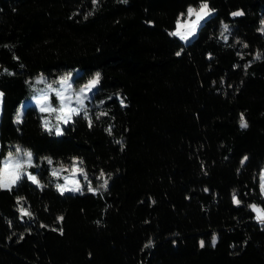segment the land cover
Listing matches in <instances>:
<instances>
[{
	"label": "trees",
	"instance_id": "trees-1",
	"mask_svg": "<svg viewBox=\"0 0 264 264\" xmlns=\"http://www.w3.org/2000/svg\"><path fill=\"white\" fill-rule=\"evenodd\" d=\"M199 2L0 0V161L29 149L46 185L24 176L0 189V264H264V224L248 207L264 209V0H208L194 37L170 36ZM68 72L74 84L100 73L91 127L82 113L49 134L31 103L15 123L35 75ZM73 157L107 189L61 195L48 159Z\"/></svg>",
	"mask_w": 264,
	"mask_h": 264
},
{
	"label": "snow or ice",
	"instance_id": "snow-or-ice-1",
	"mask_svg": "<svg viewBox=\"0 0 264 264\" xmlns=\"http://www.w3.org/2000/svg\"><path fill=\"white\" fill-rule=\"evenodd\" d=\"M127 2V0H124ZM93 5L95 6L97 0H92ZM214 9H211L208 4V0H201L199 7L189 6L187 9V14H181L180 17L177 18L176 21V29L174 31L169 32L170 36L178 37L182 41H189L190 38L194 37L197 31L202 27V24L206 21V19L214 12ZM91 14V13H89ZM233 17L242 16L244 13L242 11H236L231 13ZM261 32H264V21H261ZM223 31L221 32V36L226 40L227 36L224 35L225 32H228V25H222ZM247 47V45H244ZM177 56L181 55V52L178 51L176 53ZM256 59H261V55L257 53ZM7 71V69H5ZM100 73H96L92 79L88 81L84 87L80 88L78 91H72V84L70 82V75L61 78L58 81H53L52 83H46L44 77H40L36 80V83H46V88L51 90L55 99L58 102L56 106H53L52 100L47 92H43L41 97L36 100V104L39 106V110L41 112H48L50 115L55 113L57 124L54 126H50L49 121L47 119L43 120V128L49 134H52L53 131L55 135L61 136L64 134V129L60 127L61 124L68 125L73 122V118L79 116L83 113V116L86 120H88L89 127L92 126V120L88 115V110L85 104L86 100H90L91 96L89 93L97 87L100 83ZM54 84H59L60 88H54ZM43 91V90H42ZM3 96V93L0 92V97ZM123 106V101H121ZM21 113H17L15 123L19 124L22 122ZM100 116L106 115V113L101 112ZM99 117H97L98 119ZM240 127L242 129L247 128L248 124L241 114L240 117ZM109 133H111V129H108ZM117 143H121L117 141ZM247 157H244L241 160V164L243 165L247 160ZM48 163L51 164V159H48ZM80 164L83 161L79 162ZM35 165L33 164V153L28 150H22L19 146L16 147V155L12 152L8 153V157L6 160L0 161V189H7L9 191L12 190L14 186H16L24 176H27V179L30 180L33 184H36L38 187H46V185H41L37 176L32 175L27 172V168H32ZM63 170V166L61 169ZM58 169L53 168L51 175L53 178H58L59 171ZM72 177L69 180L68 177H65L64 184H57V190L63 195L66 192L77 193L80 192L82 194L83 186L80 181L76 180V175H81L84 177V180L87 182V190L92 193H96L97 189L94 188L89 181L88 175L82 167L77 166V162L73 161L72 167ZM105 174L101 172L100 177L98 179H103ZM108 179H103V183L99 186L100 188L107 189ZM260 190L261 193L264 194V170L260 173ZM207 191V189H206ZM19 200H23V197L19 198ZM18 200V203H19ZM232 201L234 205H240L241 201L237 198V195L233 193ZM249 208L252 209L254 213H256V220L264 224V209H261L255 204L249 205ZM20 212L22 216L31 217V212L26 208H20ZM58 221L63 220V217H57ZM151 243V242H149ZM216 238L213 237L212 245L215 246ZM200 246L204 247V241L200 242Z\"/></svg>",
	"mask_w": 264,
	"mask_h": 264
},
{
	"label": "rangeland",
	"instance_id": "rangeland-1",
	"mask_svg": "<svg viewBox=\"0 0 264 264\" xmlns=\"http://www.w3.org/2000/svg\"><path fill=\"white\" fill-rule=\"evenodd\" d=\"M199 4H200V2H199L197 5L193 6V7H197V8H198V7H199ZM189 6H192V5H189ZM189 6L186 7V9H185V11L183 12V14H185V15L187 14V9H188ZM181 14H182V13H181ZM181 14H179V15L177 16V18L180 17ZM177 18H176V20H175L174 27L172 28L171 31H174V30L176 29V21H177ZM181 41H182V40H181ZM182 42H186V41H182ZM95 74H96V73L92 74L89 78H87L84 82H82V83H80V84H74V83H73V76H74V75H73L72 72H68V73H66V74H64V75H62V76H57L56 78H53V79H47V78H45L42 74L38 73L37 75L34 76L33 81L31 82V85L33 86V88L35 89L36 92H35L34 94H31V95L26 96V97H24V98L21 99V101L19 102V105L17 106V109H16V113H15V117H14V119H16V116H17V113H18V112H19V113H22L23 106H24L25 104H27V103H31V104H33V105L39 110V106L36 104V100L39 99V98L41 97V95L43 94V92H47V93H48V95L50 96V98H51V100H52L53 106H56V105H57L58 102H57L56 99H55V95H54V93H53L51 90H49V89L46 88V83H52L53 81H58V80H60L61 78L70 75V82H71V84H72V91H78L80 88L84 87V85H86V84L88 83V81L94 77ZM40 77H44L46 83H39V84H37V83H36V80H37L38 78H40ZM53 87H54V88H60L61 86H60L59 84H54ZM42 90H43V91H42ZM93 90H94V89H93ZM93 90H92V91H93ZM92 91L89 93L90 96H91V94H92ZM87 101H89V100H86V101H85V104L87 103ZM0 105H1V97H0ZM39 111H40V110H39ZM40 112H41V111H40ZM56 115H57V114H55V113H53V114L50 115L48 112H42L41 123L43 124V120H44V119H47V120L49 121L50 126H54V125H56V124L58 123L57 120H56ZM62 125H63V124H61L60 127H61ZM53 132H54V131H53ZM16 147H17V146H16ZM16 147H15L14 150H11V151H9V152H12L14 155H16ZM21 149H22V150H28V151H30L29 149H26V148H21ZM9 152H7V153L1 158V161L6 160V158L8 157V153H9ZM74 160L77 162V166H78V167H81V166L79 165V163H78V159H77L76 157L71 158L68 162H65V163L50 164V169H49V174H50V176H52V175H51V172H52V169H53V168L60 170V169H61V166H63V170H60V171H59V176H58V178H53V179H52V182H53L55 188H56V185H57V184H64V183H65V177H68L69 180H71V177H72V172H71V170H72V167H73V161H74ZM262 170H264V159H263V161H262V163H261V165H260L259 171H258V187H259V191H260V193H261V190H260V173H261ZM27 172H28V173H31V172L29 171L28 168H27ZM31 174L34 175L33 173H31ZM98 177H100V175H99V176L96 175L95 177H93V179H92L91 177L88 176L89 181H91V184H92V186H93L94 188H96L97 186H100V185L103 183V179H104V178H103V179H98ZM26 178H27V176H26ZM75 179L78 180V181H80L81 185L83 186V189H82V190H87V182L84 180V177H83V176L77 174L76 177H75ZM27 180H28V179H27ZM28 181L31 182L30 180H28ZM31 183H32V182H31ZM32 184H33V183H32ZM34 185H36V184H34ZM56 189H57V188H56ZM261 195H264V194L261 193Z\"/></svg>",
	"mask_w": 264,
	"mask_h": 264
}]
</instances>
